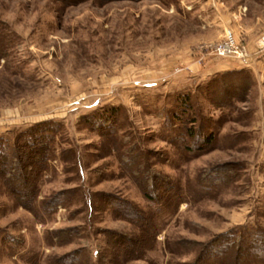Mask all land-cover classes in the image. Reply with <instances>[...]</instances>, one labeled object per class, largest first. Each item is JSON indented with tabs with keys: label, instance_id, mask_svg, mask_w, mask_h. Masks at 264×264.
Segmentation results:
<instances>
[{
	"label": "rangeland",
	"instance_id": "1",
	"mask_svg": "<svg viewBox=\"0 0 264 264\" xmlns=\"http://www.w3.org/2000/svg\"><path fill=\"white\" fill-rule=\"evenodd\" d=\"M256 12L261 27L264 0H0V136L56 120L44 166L30 170L31 208L0 171V264H233L198 258L228 229L264 232V47L248 51L264 30L246 32ZM227 28L247 56L217 53ZM242 67L245 91L221 75ZM220 84L235 107L208 96ZM102 114L110 128L92 125ZM201 126L214 136L198 148ZM220 165L232 176L208 180ZM141 174L162 198L144 194ZM118 232L137 240L123 251Z\"/></svg>",
	"mask_w": 264,
	"mask_h": 264
},
{
	"label": "trees",
	"instance_id": "2",
	"mask_svg": "<svg viewBox=\"0 0 264 264\" xmlns=\"http://www.w3.org/2000/svg\"><path fill=\"white\" fill-rule=\"evenodd\" d=\"M1 37H0V54L3 56L4 46H1ZM232 74L231 78L234 79H242L244 84H246L245 89L249 88L248 79H251L250 71L246 68L242 67L240 69H231L227 73H223L221 75L225 76ZM237 75V76H235ZM237 77V78H236ZM220 78V77H219ZM230 79V78H229ZM216 83H219L215 80ZM224 82V81H223ZM222 82V83H223ZM219 86V89L215 91V88L209 87L208 96L215 102L218 106L222 107H235L236 95L234 92L230 94L224 88V86ZM223 91V96L218 97V92L221 93ZM246 94V92H244ZM220 99V100H219ZM181 103L183 105H187L188 95L183 96L181 99ZM113 108L109 109V112L113 111ZM111 115L113 113H110ZM111 115H99V117L89 118L92 125L95 124L96 127H106L110 128L109 122H111ZM107 122V120H109ZM56 120L47 119L43 121H39L29 125L26 128L18 131L14 137H6L0 136V171L5 176H10L11 181H8L9 184L14 186L13 190L17 194V197L25 206L31 208V200L32 197L35 196V181L37 180V174L34 175L31 171L34 169H41L44 166V162L47 158V153L50 147V138L53 131V124ZM206 129L201 126L196 134L194 135L197 139V147L203 148L204 144L211 143L213 140V132L207 133V135H201L204 133ZM194 133V131H191ZM9 157V161H5L6 158ZM224 166V167H222ZM31 170V171H30ZM234 166H225L220 165L214 167L208 171L207 179L212 180L213 182L225 181L229 179L234 173ZM225 172V173H224ZM227 172V173H226ZM148 175L141 174L140 180L143 182L141 186L144 187V194L149 199H158L162 198L161 194L154 195L152 191H150V185L146 183ZM17 184V185H16ZM154 187V186H153ZM166 188V185H164ZM155 189V188H154ZM59 193H56L52 198L53 203L57 204L60 200L57 198ZM160 195V196H159ZM109 198V206L115 212V209L123 214L124 218L129 219L131 221L143 222L145 219L143 213L135 208V206L122 201L120 198L115 199L112 197ZM27 200V201H25ZM25 201V202H24ZM47 206V204L45 205ZM109 232V231H108ZM248 231L241 233L238 228H231L224 232L219 233L212 240L205 244L202 249L201 254L199 255L198 260L204 261L207 258H218L226 256L228 259L233 262V264H243L253 260L255 256L264 257V232L258 229L253 231ZM119 236L114 234L110 235V238L116 239L119 237V240L123 243V251L130 247V244L134 243L137 239L133 237H129L128 235L118 232ZM123 240V241H122ZM246 252H245V251Z\"/></svg>",
	"mask_w": 264,
	"mask_h": 264
},
{
	"label": "built area",
	"instance_id": "3",
	"mask_svg": "<svg viewBox=\"0 0 264 264\" xmlns=\"http://www.w3.org/2000/svg\"><path fill=\"white\" fill-rule=\"evenodd\" d=\"M260 44L258 45V49L264 47V35L261 37ZM215 50L220 55H227L235 53L241 56H247L246 47H241L239 42L236 39L235 32L232 28H227L225 31V37L220 42H218L215 46Z\"/></svg>",
	"mask_w": 264,
	"mask_h": 264
},
{
	"label": "crops",
	"instance_id": "4",
	"mask_svg": "<svg viewBox=\"0 0 264 264\" xmlns=\"http://www.w3.org/2000/svg\"><path fill=\"white\" fill-rule=\"evenodd\" d=\"M221 2L222 1H219V3H221ZM216 3H218V2L216 1ZM252 12H253L252 10H249L248 14H251ZM260 15H259L258 12H256L253 15V18L248 16V21H247L248 24L247 25L245 24V25H246V32H248L249 36H254L255 37V34L259 33V31H263L264 30V25H261V27H259ZM250 20H252L253 23H250L249 22ZM254 39L255 38L250 39L248 41V51L250 52V57L249 56L248 57L251 58V59L255 56V54H257L259 52V49L256 46ZM248 57L242 58V63L244 64V66H247L249 64V62H250Z\"/></svg>",
	"mask_w": 264,
	"mask_h": 264
}]
</instances>
